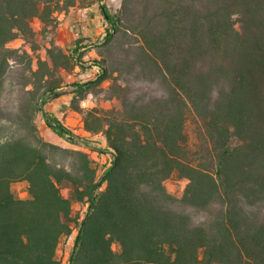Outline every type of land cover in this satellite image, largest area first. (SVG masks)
Listing matches in <instances>:
<instances>
[{
  "label": "trees",
  "instance_id": "obj_1",
  "mask_svg": "<svg viewBox=\"0 0 264 264\" xmlns=\"http://www.w3.org/2000/svg\"><path fill=\"white\" fill-rule=\"evenodd\" d=\"M92 4L0 0V49L18 37L33 45L34 19L47 34L60 13ZM99 8V43L66 55L47 49L53 67L69 72V61L87 68L95 45L94 78L61 88L28 66L32 80L4 104L0 63V264H62L56 250L73 231L65 264H264V0ZM98 92L117 106H79ZM62 95H73L71 109L111 152L103 172L87 152L41 136L36 116L70 143H98L45 108ZM173 175L187 180L180 197L164 185ZM17 180L28 199L12 193ZM74 202L85 206L81 217Z\"/></svg>",
  "mask_w": 264,
  "mask_h": 264
},
{
  "label": "rangeland",
  "instance_id": "obj_2",
  "mask_svg": "<svg viewBox=\"0 0 264 264\" xmlns=\"http://www.w3.org/2000/svg\"><path fill=\"white\" fill-rule=\"evenodd\" d=\"M106 5L108 10L116 13L122 6V0H102L97 2L93 0V4L88 8L79 6L70 7L66 12L60 13L57 18L59 21L55 30L47 34L41 33V24L34 19L31 22L33 29L36 31V42L33 45L25 42L22 38H15L8 42L4 49H0V63L4 66V71L1 73L2 84L1 91L3 93L4 104H14L15 97L18 91L23 87L26 81H31L32 76L28 71V66L31 71L36 70L39 66L42 67L46 79L50 84H59L63 88L65 84L77 80H88L94 78L98 73L99 60L95 45H88L87 54L83 61L87 63L86 69H81L78 66H72L71 62L67 63L69 72L63 69L57 70L53 67L50 58L47 55V49H53V45L58 47L61 54H67L76 44L87 45L88 43H99L104 35L105 23L100 4ZM55 50V49H54ZM84 50L81 48L80 51ZM57 51V50H56ZM109 82L102 83V87L106 88ZM28 85L27 87H29ZM59 88V89H61ZM73 95H62L56 98L49 96L45 108L55 112L56 116L61 119L70 129L77 135L87 137L93 143L91 146H85L82 143H70L57 135H55L39 116L35 117V124L44 140L59 145L61 147L77 149L87 152L93 161L98 173L103 172L111 163V152L105 149L100 134L93 135L85 129L81 116L71 109L70 101ZM101 93L96 95L89 94L84 100L79 102L80 107H91L97 104L100 107L117 106L114 100H105ZM187 183V180L180 179L175 175L165 180L164 185L168 193L174 197H180ZM28 184L25 180H17L11 183L10 189L12 193L21 200L28 199ZM64 196H68V189L61 188ZM85 206H80L77 203H72V216H82ZM75 232L69 238H62L57 250V257L65 264L73 244ZM242 258H245L244 253H240ZM200 257L197 261L191 264H201Z\"/></svg>",
  "mask_w": 264,
  "mask_h": 264
}]
</instances>
